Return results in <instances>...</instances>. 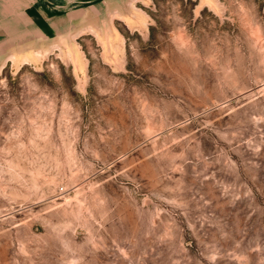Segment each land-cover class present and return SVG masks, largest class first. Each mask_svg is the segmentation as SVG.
Wrapping results in <instances>:
<instances>
[{"label":"rangeland","instance_id":"rangeland-1","mask_svg":"<svg viewBox=\"0 0 264 264\" xmlns=\"http://www.w3.org/2000/svg\"><path fill=\"white\" fill-rule=\"evenodd\" d=\"M111 1L0 70V264H264V0Z\"/></svg>","mask_w":264,"mask_h":264},{"label":"water","instance_id":"water-1","mask_svg":"<svg viewBox=\"0 0 264 264\" xmlns=\"http://www.w3.org/2000/svg\"><path fill=\"white\" fill-rule=\"evenodd\" d=\"M73 1L75 0H67L66 3L59 4L51 0H44L45 3L52 7L64 9V11L51 15L43 10L41 17L38 18L35 14V1H33V4H28L27 14L24 15L26 21H24L22 25L24 26L26 24V29L20 31L21 23L19 9L21 7V0H4L3 13L0 17V45L5 46L9 43H19L21 46L26 43V39L29 37L35 38L36 40L39 39L44 41L46 38L50 40L54 38V36H59L58 31L64 29L66 25L84 21L91 13H100L98 12L100 11L98 8L81 10L76 7L79 3H73ZM76 1L91 6L101 0ZM111 2H113V0ZM105 3L108 4L110 2L105 1Z\"/></svg>","mask_w":264,"mask_h":264},{"label":"crops","instance_id":"crops-1","mask_svg":"<svg viewBox=\"0 0 264 264\" xmlns=\"http://www.w3.org/2000/svg\"><path fill=\"white\" fill-rule=\"evenodd\" d=\"M3 2L4 0H0V17L3 13V8H4V5H3ZM2 23V21H1ZM77 26V23H72L70 25H66L64 27V29H61L60 31H58L59 33V36H62L64 33L67 32V28L68 26ZM95 31L97 32L98 36H100V38L102 39V41L104 42H109L110 41V38L108 36H104V31L101 29V28H98V29H95ZM50 39V38H49ZM26 43H24L23 45H19V43H15V44H7V45H0V70L4 67L5 63L7 61L10 60L11 57H16V58H25V57H29L31 55H35L37 53H42V50L41 51H37V48H36V39L35 38H32V37H29L26 39ZM45 40H48L47 38ZM63 41L66 42V46H68V40L66 38V36H64L63 38ZM59 46L62 47V46H65L64 44L62 43H59ZM70 47L72 49H75V46L74 44L71 42L70 43Z\"/></svg>","mask_w":264,"mask_h":264}]
</instances>
